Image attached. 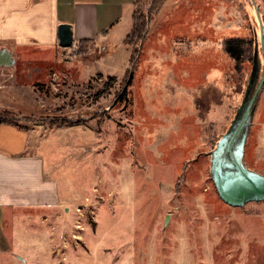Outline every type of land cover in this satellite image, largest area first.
<instances>
[{"label":"rangeland","instance_id":"1","mask_svg":"<svg viewBox=\"0 0 264 264\" xmlns=\"http://www.w3.org/2000/svg\"><path fill=\"white\" fill-rule=\"evenodd\" d=\"M251 9V0H137L132 13L148 15L139 46L125 34L88 41L85 54L79 42L13 48L16 103L0 117L37 126L61 203L8 212L0 264H264V201L227 204L210 172L252 70ZM232 36L250 40L239 68L224 48ZM55 115L74 121L52 126ZM244 160L264 173V84Z\"/></svg>","mask_w":264,"mask_h":264},{"label":"crops","instance_id":"2","mask_svg":"<svg viewBox=\"0 0 264 264\" xmlns=\"http://www.w3.org/2000/svg\"><path fill=\"white\" fill-rule=\"evenodd\" d=\"M136 2L0 0V54L5 50L11 57V62L2 63L0 55V109L12 108L16 103L12 93L15 83L9 73L16 63L15 46H60L58 27L61 23L72 26L74 43L127 36L133 26L132 8ZM259 3L264 11V0ZM37 135V126L27 128L20 123H0V227L6 214L13 210L21 213L26 208L52 209L61 203L57 183L46 174Z\"/></svg>","mask_w":264,"mask_h":264},{"label":"water","instance_id":"3","mask_svg":"<svg viewBox=\"0 0 264 264\" xmlns=\"http://www.w3.org/2000/svg\"><path fill=\"white\" fill-rule=\"evenodd\" d=\"M251 2L254 6L251 16L256 27V43L249 81L230 125L210 151V172L217 192L224 202L236 207L245 206L251 201H264V173L251 168L244 160L255 103L264 84V72L259 81L261 57H264V20L256 1ZM58 38L60 46L71 47L74 44L72 26L61 23L58 27ZM0 55L2 63L11 62L7 51H2ZM169 217L170 214L166 217L165 225Z\"/></svg>","mask_w":264,"mask_h":264},{"label":"trees","instance_id":"4","mask_svg":"<svg viewBox=\"0 0 264 264\" xmlns=\"http://www.w3.org/2000/svg\"><path fill=\"white\" fill-rule=\"evenodd\" d=\"M148 26V15L147 13L145 12H142L140 10H137V11H134V14H133V26H132V29L131 31L128 33V35L126 36V43L127 44H135L137 46H139L140 42L143 40L144 38V34L146 32V28ZM80 45H81V48L80 50L78 51L79 54H85L88 50H87V43L88 41L87 40H81L79 41ZM250 47V40L244 38V37H240V36H232V37H228L224 40V48L226 50V52L228 53V55L230 57L233 58V60L235 61V65L237 68L240 67L243 59H244V56H245V53H246V50H248ZM138 53L139 51L137 49H134L132 51V56H131V60H132V63H134L136 57L138 56ZM135 64L133 65V68L134 69L135 67ZM130 74L127 75V77H125V79H128V77L131 76V72L132 70L129 71ZM111 80H113V82L116 80L115 76H111L110 78ZM112 82V83H113ZM112 84H110L111 86ZM110 86H107V89L110 88ZM102 91L99 90V92L96 94V96L100 97L102 95ZM127 95L126 93V90L123 91L122 93V98H125ZM85 102L86 101H83L82 105L84 104L85 105ZM66 105V104H64ZM76 105V102L74 103H70L69 106L71 107H74ZM62 107H66V106H62ZM4 114L0 117V123L1 122H10V123H13V124H18L19 125V122L14 119V118H10L9 115H7L8 113L6 112H3ZM72 119H69L68 117H64V116H54L52 117L50 120H49V123L52 125V126H56V125H63V124H69L71 123Z\"/></svg>","mask_w":264,"mask_h":264}]
</instances>
